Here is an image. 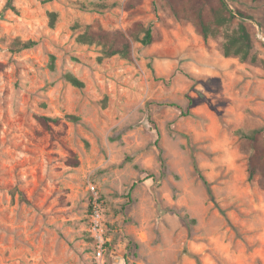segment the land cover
Returning <instances> with one entry per match:
<instances>
[{"label": "rangeland", "instance_id": "374dc122", "mask_svg": "<svg viewBox=\"0 0 264 264\" xmlns=\"http://www.w3.org/2000/svg\"><path fill=\"white\" fill-rule=\"evenodd\" d=\"M225 3L204 41L162 0H0V264H264V178L237 132L264 131V0ZM240 22L255 62L221 52ZM87 29L124 33L130 58Z\"/></svg>", "mask_w": 264, "mask_h": 264}, {"label": "trees", "instance_id": "16d2710c", "mask_svg": "<svg viewBox=\"0 0 264 264\" xmlns=\"http://www.w3.org/2000/svg\"><path fill=\"white\" fill-rule=\"evenodd\" d=\"M11 1L8 0V6L11 7ZM169 8L174 17L178 20L190 21L195 31L206 41L210 36L219 33V29L228 25L233 19L234 14L228 10L225 3L226 0H162ZM257 1V0H253ZM238 16L245 19H253L246 13L237 11ZM51 22L54 21V14H50ZM136 30L142 33V37L138 35H130L135 41L147 46L153 41V34L150 27L145 28L137 25ZM78 40L82 43L95 44L101 46L102 55L106 57L119 55L122 58H130L131 42L121 31L113 33L108 32H92L85 30L78 36ZM33 43H24V48L30 47ZM252 37L247 27L240 22L238 27L227 34L225 40L221 43V52L224 57H237L241 61L255 62L256 58L251 53ZM52 68V64L50 65ZM64 80L77 89H83L84 84L70 73L64 74ZM72 122L79 121L74 115L66 117ZM37 121L44 129H49L50 125H58L60 120L57 118H49L45 116L37 117ZM238 135L244 142V146L250 151L247 161V178L251 180L256 174H260L264 178V131L262 129H254L251 131H237ZM71 166H76L77 161L71 158L67 161ZM197 177L206 187L210 200L213 201V195L209 188V184L195 168ZM190 222H194L191 220Z\"/></svg>", "mask_w": 264, "mask_h": 264}, {"label": "built area", "instance_id": "2783aa9c", "mask_svg": "<svg viewBox=\"0 0 264 264\" xmlns=\"http://www.w3.org/2000/svg\"><path fill=\"white\" fill-rule=\"evenodd\" d=\"M92 194H95V189L91 187ZM98 198L94 197L91 219H90V232L97 247V254L100 256L104 246L103 230L101 225V213Z\"/></svg>", "mask_w": 264, "mask_h": 264}]
</instances>
